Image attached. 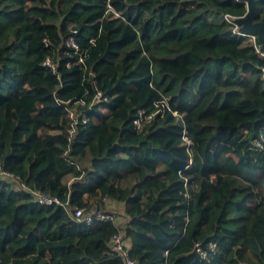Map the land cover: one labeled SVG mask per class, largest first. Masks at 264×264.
Masks as SVG:
<instances>
[{"label":"trees","instance_id":"1","mask_svg":"<svg viewBox=\"0 0 264 264\" xmlns=\"http://www.w3.org/2000/svg\"><path fill=\"white\" fill-rule=\"evenodd\" d=\"M247 12L0 0V264H125L121 230L137 264H264V53L225 18ZM116 203L123 229L72 216Z\"/></svg>","mask_w":264,"mask_h":264},{"label":"built area","instance_id":"2","mask_svg":"<svg viewBox=\"0 0 264 264\" xmlns=\"http://www.w3.org/2000/svg\"><path fill=\"white\" fill-rule=\"evenodd\" d=\"M226 20L236 23V19H233L232 17L226 15L225 16ZM235 33L236 34H241L243 35L244 33L242 32V30L239 29H235ZM258 52L264 53V50H262V48L258 49ZM46 63H48L49 65L50 62L47 61ZM100 95H98V99H99ZM143 116L144 114L142 112H140V118L137 119L135 121V125L137 127H140L143 121ZM151 116H148V118H150ZM87 118L84 115V121H86ZM0 179L2 180H9L12 181L14 179V175L10 172H7L5 170L2 169L1 165H0ZM187 185V183H186ZM195 187V188H194ZM193 189H195L196 191H199L200 189L198 188L197 185L193 186ZM186 195H189V191L188 193H186ZM38 201L40 203H45V204H52V203H59V200L55 197H51L49 195H38ZM73 218L80 223H84L88 226H93L96 222L98 221H117L118 217L116 218L110 211H106V210H92V211H88L85 210L84 208H76L74 210V212L72 213ZM118 225L120 228L123 229V224L118 222ZM110 245L112 246V248L118 252H120V254L124 257L125 260V264H137V262L133 259H131L128 256V248L126 246V238L125 235L123 233V231L121 230L118 234H115L111 240H110ZM200 250V249H198Z\"/></svg>","mask_w":264,"mask_h":264},{"label":"water","instance_id":"3","mask_svg":"<svg viewBox=\"0 0 264 264\" xmlns=\"http://www.w3.org/2000/svg\"><path fill=\"white\" fill-rule=\"evenodd\" d=\"M248 12L242 18L237 19V23L241 24V30L245 36H257L262 43L264 50V21L254 22L258 14L256 0H246Z\"/></svg>","mask_w":264,"mask_h":264},{"label":"rangeland","instance_id":"4","mask_svg":"<svg viewBox=\"0 0 264 264\" xmlns=\"http://www.w3.org/2000/svg\"><path fill=\"white\" fill-rule=\"evenodd\" d=\"M176 74L179 76H185L188 74V71L184 68H179L176 70ZM113 208L116 210V212L118 214H120V216L118 217V222L121 224L124 221V218L121 216V212H122V206L118 203L114 204Z\"/></svg>","mask_w":264,"mask_h":264}]
</instances>
